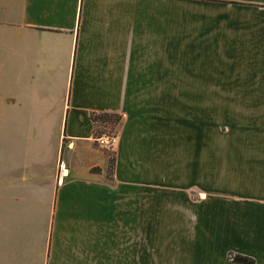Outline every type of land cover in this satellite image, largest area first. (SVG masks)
Masks as SVG:
<instances>
[{"label": "crops", "instance_id": "0c3cea01", "mask_svg": "<svg viewBox=\"0 0 264 264\" xmlns=\"http://www.w3.org/2000/svg\"><path fill=\"white\" fill-rule=\"evenodd\" d=\"M217 64L264 70V0H0V264H136Z\"/></svg>", "mask_w": 264, "mask_h": 264}, {"label": "rangeland", "instance_id": "374dc122", "mask_svg": "<svg viewBox=\"0 0 264 264\" xmlns=\"http://www.w3.org/2000/svg\"><path fill=\"white\" fill-rule=\"evenodd\" d=\"M248 67L217 64L178 96L184 140L170 136L168 202L143 208L136 264H264V70Z\"/></svg>", "mask_w": 264, "mask_h": 264}, {"label": "built area", "instance_id": "2783aa9c", "mask_svg": "<svg viewBox=\"0 0 264 264\" xmlns=\"http://www.w3.org/2000/svg\"><path fill=\"white\" fill-rule=\"evenodd\" d=\"M118 143L116 134L104 132L101 136L96 137V144L99 147L114 148Z\"/></svg>", "mask_w": 264, "mask_h": 264}, {"label": "trees", "instance_id": "16d2710c", "mask_svg": "<svg viewBox=\"0 0 264 264\" xmlns=\"http://www.w3.org/2000/svg\"><path fill=\"white\" fill-rule=\"evenodd\" d=\"M234 262L236 264H254L253 259L242 257V256L235 257Z\"/></svg>", "mask_w": 264, "mask_h": 264}, {"label": "water", "instance_id": "95a60500", "mask_svg": "<svg viewBox=\"0 0 264 264\" xmlns=\"http://www.w3.org/2000/svg\"><path fill=\"white\" fill-rule=\"evenodd\" d=\"M229 257H231V256H229Z\"/></svg>", "mask_w": 264, "mask_h": 264}]
</instances>
